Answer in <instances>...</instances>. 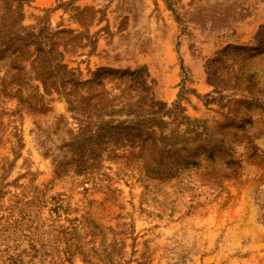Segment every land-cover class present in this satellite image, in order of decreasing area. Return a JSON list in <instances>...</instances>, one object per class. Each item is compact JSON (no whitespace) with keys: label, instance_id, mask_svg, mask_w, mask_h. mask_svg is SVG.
<instances>
[{"label":"rangeland","instance_id":"1","mask_svg":"<svg viewBox=\"0 0 264 264\" xmlns=\"http://www.w3.org/2000/svg\"><path fill=\"white\" fill-rule=\"evenodd\" d=\"M0 264H264V0H0Z\"/></svg>","mask_w":264,"mask_h":264}]
</instances>
